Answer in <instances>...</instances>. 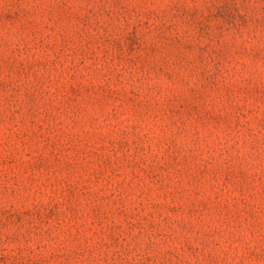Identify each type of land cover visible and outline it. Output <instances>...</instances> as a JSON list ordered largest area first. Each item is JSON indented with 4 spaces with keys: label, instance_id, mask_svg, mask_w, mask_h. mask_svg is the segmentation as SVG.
I'll use <instances>...</instances> for the list:
<instances>
[{
    "label": "rangeland",
    "instance_id": "374dc122",
    "mask_svg": "<svg viewBox=\"0 0 264 264\" xmlns=\"http://www.w3.org/2000/svg\"><path fill=\"white\" fill-rule=\"evenodd\" d=\"M0 264H264V0H0Z\"/></svg>",
    "mask_w": 264,
    "mask_h": 264
}]
</instances>
